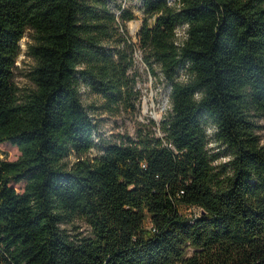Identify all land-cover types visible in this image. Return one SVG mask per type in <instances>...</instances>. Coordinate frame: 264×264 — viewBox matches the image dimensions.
<instances>
[{
    "label": "trees",
    "instance_id": "trees-1",
    "mask_svg": "<svg viewBox=\"0 0 264 264\" xmlns=\"http://www.w3.org/2000/svg\"><path fill=\"white\" fill-rule=\"evenodd\" d=\"M143 11L144 61L169 85L170 113L160 135L141 128L88 158L98 124L81 83L112 106L133 91L134 60L105 44L117 14L0 0V144L21 151L8 161L0 149V264H264V0H144ZM28 29L36 88L22 100ZM211 140L230 151L224 175ZM76 217L91 234L68 233Z\"/></svg>",
    "mask_w": 264,
    "mask_h": 264
},
{
    "label": "rangeland",
    "instance_id": "rangeland-1",
    "mask_svg": "<svg viewBox=\"0 0 264 264\" xmlns=\"http://www.w3.org/2000/svg\"><path fill=\"white\" fill-rule=\"evenodd\" d=\"M98 7H102L106 2L110 9L117 14L115 25L110 26L112 37L105 41L108 48L115 50L118 47L125 48L128 56L134 60V67L130 70L131 80H133V91L127 96L126 101L120 105H110L102 96L92 91L89 86L82 82L80 91L82 100L92 113L94 120L98 124L96 130L97 147H94L86 157L95 158L101 154V148L108 142L122 141L127 136L136 137L142 128L148 132L160 135V126L171 110L170 87L165 81L160 80L161 71L158 75L150 72L148 65L144 61V50L140 45L139 30L145 22L143 11L144 0H91ZM177 0H171L175 3ZM122 8L133 14V18L123 21L120 17ZM150 22H153L150 20ZM185 27L178 28V35L183 38ZM36 32L28 29L22 39L21 54L16 61L14 69V82L18 87L19 98L24 100L36 88L34 81V71L36 61L31 53V46L36 41ZM179 79L185 80L184 68L179 70ZM212 134V131H210ZM212 137V136H211ZM210 152L215 156L214 165L216 171L222 175L230 171L229 156L230 151L213 140L208 145ZM2 157L8 161L17 160L21 151L17 145L11 143L0 144ZM72 159H76L73 156ZM11 186L22 192L25 182H12ZM185 214L199 213L200 208L189 209L180 207ZM65 228L72 236L89 235L92 233L90 224L79 217L66 223Z\"/></svg>",
    "mask_w": 264,
    "mask_h": 264
}]
</instances>
